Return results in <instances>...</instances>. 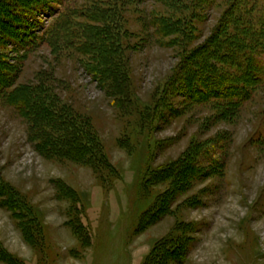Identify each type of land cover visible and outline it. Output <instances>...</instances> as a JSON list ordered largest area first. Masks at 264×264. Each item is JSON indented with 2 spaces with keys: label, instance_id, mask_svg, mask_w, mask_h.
Here are the masks:
<instances>
[{
  "label": "rangeland",
  "instance_id": "374dc122",
  "mask_svg": "<svg viewBox=\"0 0 264 264\" xmlns=\"http://www.w3.org/2000/svg\"><path fill=\"white\" fill-rule=\"evenodd\" d=\"M230 2L216 0L195 26L188 6L171 0H43L41 8L19 11L16 29L0 23L3 249L25 264H144L182 227L192 245L181 264H264V87H249L247 101L236 105L193 104L177 89L187 75L185 50L201 55L218 26L232 31L223 24L230 22ZM113 6L121 8L119 29ZM156 19L173 30L165 35ZM223 62L219 70L228 67ZM19 101L30 111H19ZM49 106L85 123L113 174L96 176L66 152L41 147L37 134L58 135L48 130ZM143 110L152 114L144 123ZM195 150L199 176L187 188L175 192L168 182L147 190V168L169 167ZM65 186L82 197L80 220L92 237L87 247L68 226ZM5 188L13 191L7 197ZM171 189L170 215L136 233L156 197ZM19 203L20 214L5 209Z\"/></svg>",
  "mask_w": 264,
  "mask_h": 264
},
{
  "label": "trees",
  "instance_id": "16d2710c",
  "mask_svg": "<svg viewBox=\"0 0 264 264\" xmlns=\"http://www.w3.org/2000/svg\"><path fill=\"white\" fill-rule=\"evenodd\" d=\"M42 1L43 0H0V23L6 24L5 26L11 24L9 29L14 30V27L19 22V16L17 17L19 11L28 10L34 6L41 8L43 7ZM157 1L163 2L164 0H156V2ZM171 1L178 4V6L181 4L188 6L185 9L188 14L187 21L191 20L190 26H195L199 18H201L208 9L214 6L216 0H190V2H187L188 0ZM230 1V10H228L226 14L230 22L228 24L223 21V24H225V29L232 27L230 29L233 32L229 30L226 32L224 26L221 24L218 26L216 33L213 34L216 36L215 42H213V45L210 43L209 47L203 48V50H201V55L198 53H189L185 50L182 56L181 67H186L187 75L184 77V82L181 83L177 89H182L180 90V93H182L181 96L185 100L191 101L193 104H204L206 103L205 101L210 100L223 104L236 102V105L247 101L249 87L253 85L264 87V0ZM118 6L122 8L123 5L118 4ZM112 8V24L119 29L122 27L120 25L121 21H117L116 16H119L121 8L118 9L115 6ZM121 13L122 11L120 15ZM69 19L70 18H66V23H68ZM156 22L158 25L157 27L160 31H163L165 35L173 30L171 27L169 28L166 25H162V21L156 19L155 23ZM241 29L244 31L242 35L239 34ZM94 33L96 34V32ZM119 46H121V44H119ZM211 56L215 59L209 58ZM223 61L229 63L228 67L226 68L225 66V70H219L221 63L224 64ZM114 67L113 69H115L120 78V83L125 84L127 79L124 78L123 73L118 72L121 67L120 60H115ZM177 76L178 72H175L172 77L173 80L171 79L172 81L170 82L171 85L175 83ZM239 78L240 80H238ZM29 89L33 94L37 91V87H29ZM20 92L21 89H19V94ZM163 98L165 99L166 96H163ZM164 99L160 102L161 105ZM164 103L165 101L163 104ZM35 104L39 105L37 102ZM47 108L50 111V114H47L50 115L48 119L50 123L47 125H49V128L51 127V130L49 128L48 130L53 135H55V133L58 135L56 138H47L37 134L36 137L41 147L52 151L53 153L51 154L56 156H58V151L66 152V155L69 154L70 159L75 160L78 164L91 168L96 176H101L106 170L113 174L114 168L109 165L104 155L99 153L100 145L94 134L86 128L87 126L85 123L84 126L83 124L78 126L72 114L69 113V111L67 112L65 108L61 110H55L54 107L50 108V106ZM22 109L30 111L31 108L28 107V102L19 101V111H22ZM33 115L36 114L34 113ZM150 115H152L150 110H143L141 114L142 123H144ZM27 120H31L30 117ZM59 154L61 153L59 152ZM199 157L200 153L195 150L169 167L159 168L153 171L147 168L145 172V185L147 190L150 187L154 188L168 182L176 184V188L173 190L175 192H180L187 188L189 183L199 176V171L195 167V164L199 162ZM5 189V195H3V197H7V195L11 193L10 191H12L7 188ZM173 191L172 189L170 191L168 190L156 197L150 209L142 215L136 233L141 234L150 227L158 224L166 216L170 215L168 212V204L170 201L168 196ZM60 193H64L70 201V206L67 211L71 215L69 220L71 223H69L68 226L74 231L80 243L84 247H87L92 237L88 229L86 230L87 227L83 224L82 220H80V217L85 214L82 197L78 192L67 186H65V190H60ZM17 198L15 197V201L20 202ZM5 209L11 212L16 211V213L20 214L22 206L19 203L14 208L7 206ZM74 219L78 220L73 224L72 222L75 221ZM31 225L28 226L33 229L32 231L34 232V228ZM177 229L176 232L178 236L174 235L161 242L149 254L144 264H172L178 261L181 264L184 261L189 253L192 241L186 236L188 229L182 227H178ZM35 230L39 233V236H41L40 241L43 242L39 227H35ZM25 240L27 244L33 247L34 244L28 241L26 237ZM171 253V260L168 261V256ZM0 262L5 264H25L20 258L15 257L6 249H3L1 244Z\"/></svg>",
  "mask_w": 264,
  "mask_h": 264
}]
</instances>
